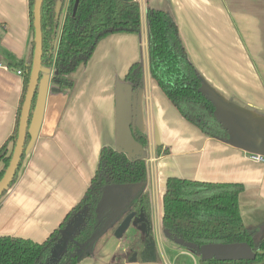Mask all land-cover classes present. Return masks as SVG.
I'll return each mask as SVG.
<instances>
[{
    "label": "crops",
    "instance_id": "crops-1",
    "mask_svg": "<svg viewBox=\"0 0 264 264\" xmlns=\"http://www.w3.org/2000/svg\"><path fill=\"white\" fill-rule=\"evenodd\" d=\"M135 1L140 8V32L101 39L88 62L72 75V89L56 88L51 82L53 68L41 76L17 180L0 201V236L44 241L82 198L96 171L100 149L119 143L136 149L120 129L116 92L130 65L141 62L143 85L136 92V112L147 138L140 158L146 163L156 260L137 254L136 261L130 262L127 250L137 230L127 242L116 239L117 221L112 219L101 242L97 245L94 239L88 254L76 264H183L181 257L196 264V254L162 233V197L168 177L242 184L241 217L257 246L264 239V161L251 156L264 157V0ZM147 7L168 11L173 17L201 90L214 103L215 117L227 129L228 140L208 137L184 119L151 77ZM30 40L28 0H0V147L14 128L23 82L16 70L25 72ZM18 62L22 66L14 67ZM157 147L169 152L156 155Z\"/></svg>",
    "mask_w": 264,
    "mask_h": 264
},
{
    "label": "trees",
    "instance_id": "trees-1",
    "mask_svg": "<svg viewBox=\"0 0 264 264\" xmlns=\"http://www.w3.org/2000/svg\"><path fill=\"white\" fill-rule=\"evenodd\" d=\"M56 1L42 2L41 61L42 67L54 69L51 82L58 90L74 87L75 80L72 75L79 66L88 62L101 39L113 33L140 32V8L135 0H62L60 13L63 16L60 26L59 19L55 18ZM33 2L34 0H28L31 33L29 60L24 66L22 92L13 131L0 147V178L15 144L20 108L28 82L33 53ZM145 14L151 77L184 119L208 137L228 140L227 129L214 115L213 102L201 90L200 77L188 59L173 17L168 11L150 7L146 8ZM20 66L21 62L14 65ZM122 83L129 85L132 92H137L142 87L141 62L130 65ZM36 96L37 90L29 121L35 108ZM132 134L142 148L147 146L146 135L139 128L134 127ZM28 141L27 131L24 147ZM168 152L167 149L156 148V155ZM23 158L24 154L22 161ZM18 171L7 190L0 195V201L17 180ZM146 179V163L143 159H130L122 151L103 146L96 171L87 189L58 227L42 242L0 236V264H76L82 255L88 254L94 237L109 219L107 209L101 210L99 207L107 187H117L122 193V210L115 227L130 211L137 213L142 210L150 219L151 202L145 190ZM243 189L244 186L240 183L202 182L168 177L162 197V228L197 245L247 242L255 253L251 260H201L198 256L197 264H264V239L256 246L251 232L242 221L238 196ZM70 226H73L72 231H69ZM143 243L144 236L140 234L129 245L127 257L132 252L140 251ZM116 257L117 260L120 259L122 253H117Z\"/></svg>",
    "mask_w": 264,
    "mask_h": 264
},
{
    "label": "water",
    "instance_id": "water-1",
    "mask_svg": "<svg viewBox=\"0 0 264 264\" xmlns=\"http://www.w3.org/2000/svg\"><path fill=\"white\" fill-rule=\"evenodd\" d=\"M42 2L43 0H34L33 2L32 59H31L30 68L28 71L29 75H28L26 91L24 94V99L21 104L20 113H19L15 144H14L8 165L6 169L4 170L2 177L0 178V195L5 190H7V188L11 184L14 176L16 175L20 167V163L22 161V157L24 154V148H25L24 146H25V140H26V135L28 131V124H29V117H30L32 101L35 96L38 83L41 79V76L43 75L42 73H46V74L50 73V68L42 67V61H41V57H42V30H41ZM61 7H62V0H57L55 4V18L57 20L59 19V26L62 21V13H60ZM59 28L60 27H58V31H59ZM56 44H57V41L55 43V47H56ZM116 96L120 104V107H119L120 113L118 114V122L120 125V129L124 128V130L126 131V134L133 140V143L136 149H131L130 147L129 148L122 147L120 143L115 147V149L118 151L124 152L126 156L130 159L140 158L142 147L139 145L138 142L134 140L133 134H132V129L134 127L139 128V125L137 123L138 120H137V112H136V92H132V89L130 88L129 85L121 83V87L118 88L116 92ZM120 98H123V100H121ZM113 187L114 186H109L104 190L103 196L99 203V207L101 208V210H105L108 207L114 205V204H109L110 199L106 197L108 190ZM116 208H117V211L114 217H112L113 223L114 221H117V217L122 210V202H121V207L117 206ZM108 215H109V211H108ZM109 222L110 221L105 223L101 231L106 228ZM132 225L134 226L136 230H138L141 233V235L144 236V243H143L142 250L140 251V256L145 258L148 261H155L156 260V244H155V240L153 239L151 235L152 225L150 223V220L146 217V214L144 213V211L139 210L138 213L134 211H130L126 215H124V217L121 219L118 225L114 228L113 236L116 239L123 238L125 232ZM72 230H73V226H70L69 231H72ZM162 233L166 238L171 240L174 244L180 247H183L194 254H197L201 260H209L212 258L216 260H242V259L251 260L255 256L254 251L251 249L250 245L247 242H232V243L212 242V243H205L202 245H197L195 243L185 241L183 238L175 235L174 233L168 231L167 229H163ZM136 259H137V252L135 251L131 253L128 260L130 262H134L136 261Z\"/></svg>",
    "mask_w": 264,
    "mask_h": 264
},
{
    "label": "rangeland",
    "instance_id": "rangeland-1",
    "mask_svg": "<svg viewBox=\"0 0 264 264\" xmlns=\"http://www.w3.org/2000/svg\"><path fill=\"white\" fill-rule=\"evenodd\" d=\"M42 74H44V73H42ZM107 198H109L110 200H109V204H114V205H112V206H110V207H108V211H109V220H107L106 221V223L108 222V221H110V220H112V217H114V215H115V213H116V211H117V206L118 207H121V200H122V193H121V191H120V189L119 188H117V187H113V188H110L109 190H108V193H107V196H106ZM120 202V203H119ZM110 212H111V214H110ZM115 217H117V216H115ZM133 231H135V228H134V226L132 225L126 232H125V234H124V237H123V239H124V242H127L128 240H130L131 239V236H132V233H133ZM111 232V231H110ZM109 232V233H110ZM103 233V230L102 231H100V233L99 234H97V236L94 238V239H97V241H96V243H97V245H98V243H100L101 241V238L103 237L102 234ZM102 234V235H101ZM101 235V236H100ZM94 241V240H93ZM169 241V240H168ZM168 241H167V243H168ZM93 243V242H92ZM92 243H91V245H92ZM169 243H171L170 241H169ZM90 245V246H91ZM90 249H88V251H89ZM182 259V261L184 260V263L183 264H194V261L192 260V259H190V258H186V257H181L180 258V260ZM196 259H198V257H197V254H196ZM196 264H197V260H196Z\"/></svg>",
    "mask_w": 264,
    "mask_h": 264
},
{
    "label": "built area",
    "instance_id": "built-area-1",
    "mask_svg": "<svg viewBox=\"0 0 264 264\" xmlns=\"http://www.w3.org/2000/svg\"><path fill=\"white\" fill-rule=\"evenodd\" d=\"M16 73L18 75H23L24 74V71L22 69H17L16 70ZM251 158L254 160V161H258V162H263L264 161V157L261 156V155H252Z\"/></svg>",
    "mask_w": 264,
    "mask_h": 264
},
{
    "label": "flooded vegetation",
    "instance_id": "flooded-vegetation-1",
    "mask_svg": "<svg viewBox=\"0 0 264 264\" xmlns=\"http://www.w3.org/2000/svg\"><path fill=\"white\" fill-rule=\"evenodd\" d=\"M108 211V209H107ZM138 213V212H137ZM141 233L137 230V232L134 234L133 239L131 240L130 244L133 243V241L136 239V237H138V235H140ZM129 244V245H130ZM129 248V247H128ZM142 250V248L140 249V251ZM140 251L137 252L138 255H140ZM129 258V257H128Z\"/></svg>",
    "mask_w": 264,
    "mask_h": 264
}]
</instances>
